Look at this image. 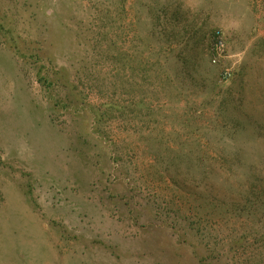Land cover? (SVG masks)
I'll return each instance as SVG.
<instances>
[{
    "label": "rangeland",
    "instance_id": "374dc122",
    "mask_svg": "<svg viewBox=\"0 0 264 264\" xmlns=\"http://www.w3.org/2000/svg\"><path fill=\"white\" fill-rule=\"evenodd\" d=\"M0 264H264V0H0Z\"/></svg>",
    "mask_w": 264,
    "mask_h": 264
},
{
    "label": "built area",
    "instance_id": "2783aa9c",
    "mask_svg": "<svg viewBox=\"0 0 264 264\" xmlns=\"http://www.w3.org/2000/svg\"><path fill=\"white\" fill-rule=\"evenodd\" d=\"M225 51V42L222 37L221 32L218 30L215 33V42L212 47V61L215 63L219 60V58L223 55ZM231 72L229 69L225 71V76H230Z\"/></svg>",
    "mask_w": 264,
    "mask_h": 264
},
{
    "label": "bare ground",
    "instance_id": "6f19581e",
    "mask_svg": "<svg viewBox=\"0 0 264 264\" xmlns=\"http://www.w3.org/2000/svg\"><path fill=\"white\" fill-rule=\"evenodd\" d=\"M22 218V217H21ZM29 219V218H28ZM46 229V228H45ZM21 238V237H20Z\"/></svg>",
    "mask_w": 264,
    "mask_h": 264
}]
</instances>
